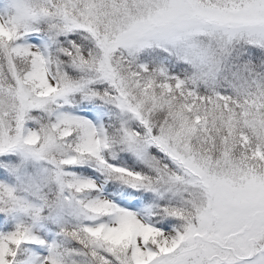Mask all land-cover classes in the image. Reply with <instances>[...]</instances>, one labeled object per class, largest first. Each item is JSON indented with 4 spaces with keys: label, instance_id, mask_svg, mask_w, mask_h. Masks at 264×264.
<instances>
[{
    "label": "snow or ice",
    "instance_id": "6c2138e0",
    "mask_svg": "<svg viewBox=\"0 0 264 264\" xmlns=\"http://www.w3.org/2000/svg\"><path fill=\"white\" fill-rule=\"evenodd\" d=\"M0 264H264V0H0Z\"/></svg>",
    "mask_w": 264,
    "mask_h": 264
}]
</instances>
